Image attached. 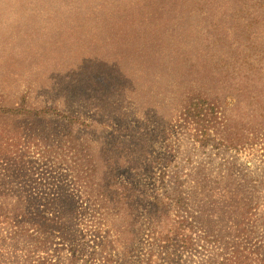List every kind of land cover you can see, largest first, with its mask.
I'll use <instances>...</instances> for the list:
<instances>
[{
  "label": "rangeland",
  "instance_id": "1",
  "mask_svg": "<svg viewBox=\"0 0 264 264\" xmlns=\"http://www.w3.org/2000/svg\"><path fill=\"white\" fill-rule=\"evenodd\" d=\"M24 97L62 112L0 111V200L58 193L76 230L92 164L110 228L177 231L184 208L215 230L264 206V0H0V106Z\"/></svg>",
  "mask_w": 264,
  "mask_h": 264
},
{
  "label": "trees",
  "instance_id": "2",
  "mask_svg": "<svg viewBox=\"0 0 264 264\" xmlns=\"http://www.w3.org/2000/svg\"><path fill=\"white\" fill-rule=\"evenodd\" d=\"M200 110L205 109L196 105V112ZM0 111L21 118H45L62 112L55 106L32 107L25 97L14 107L0 106ZM63 113V117L71 122L80 121L78 117ZM185 114L183 111L182 115ZM218 118L220 116L215 119ZM261 118L264 125V116ZM81 121L91 125L86 120ZM204 121L211 122V116ZM216 123L202 125L206 136L200 139L201 142H209L207 133ZM223 136L216 135L213 139L222 140ZM253 138L238 136L236 141V136H230L225 144L231 145L232 149L247 147ZM255 138L259 140L257 143L264 156V134H256ZM91 167L93 170L89 166L83 170L87 181L91 180L83 185L90 184L95 193L93 197L88 193L83 195L84 192L77 195L81 203L72 213V219L78 225L76 230L67 226L66 212L61 208L63 202L58 193L32 196L21 192L0 200V264H264V206L255 213L251 211L250 215L242 213L246 219L244 225L235 219L236 224L215 230L204 223L199 227L201 212H198L200 216H195L184 208L177 214V231L160 234L147 232L142 226L127 231L110 228V220L101 212L102 206H98L110 190L99 182L98 177L88 178L90 175L86 172L92 170V175L97 170L95 165L91 164ZM207 198L202 194L200 201L204 203ZM232 201V197H225L220 202L226 207V214L232 211ZM130 203L131 198H128L124 204L129 206ZM245 206H242L243 210ZM147 237L152 239L150 244L145 242ZM212 237L216 239L212 240Z\"/></svg>",
  "mask_w": 264,
  "mask_h": 264
}]
</instances>
